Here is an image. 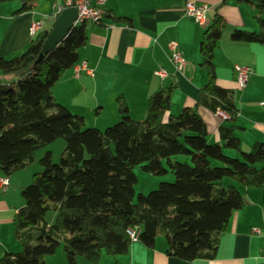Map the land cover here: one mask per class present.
I'll list each match as a JSON object with an SVG mask.
<instances>
[{
    "label": "trees",
    "instance_id": "16d2710c",
    "mask_svg": "<svg viewBox=\"0 0 264 264\" xmlns=\"http://www.w3.org/2000/svg\"><path fill=\"white\" fill-rule=\"evenodd\" d=\"M8 1L15 0H0ZM17 1L18 12L36 7V0ZM253 4L259 31L235 29L230 39L264 46V0ZM70 6L68 0L64 7ZM105 22L130 26L131 20L103 11L98 23ZM86 23L74 25L40 60L47 30L37 33L23 53L11 59L0 56V74L14 79L0 84L2 174L9 177L30 166L35 152L56 139L64 142V157L54 163L46 151L38 161L42 171L21 190L23 205L12 218L20 249L1 256L0 264H47L45 257L54 255L60 244L66 264L79 259L97 264L103 255L115 258L128 252L129 228L139 231L138 241L148 248L163 236L166 254L180 260L213 258L229 219L243 206V196L232 183L263 189L264 207V146L240 150L234 135L238 109L230 91L216 83L212 58L224 20L215 15L201 37L200 65L207 83L196 101L228 116L227 125L218 129L220 144L208 142L206 124L195 109L168 114L171 88L149 97L140 121L130 117L125 99L119 97V120L104 131L86 128L82 116L58 104L52 86L79 63V50L87 43ZM176 156L188 161L178 163ZM134 166L156 176L170 173L173 182H160L135 197ZM50 212L53 220L47 218Z\"/></svg>",
    "mask_w": 264,
    "mask_h": 264
},
{
    "label": "crops",
    "instance_id": "0c3cea01",
    "mask_svg": "<svg viewBox=\"0 0 264 264\" xmlns=\"http://www.w3.org/2000/svg\"><path fill=\"white\" fill-rule=\"evenodd\" d=\"M67 1L36 0V7L27 12H18L17 0L0 2V56L11 59L23 53L35 37L30 34V25L40 22V31H49L56 19L55 8L64 7ZM198 1L207 7L203 24H196L185 15L184 0H105L103 11L128 17L130 26L86 23L87 43L79 50V62H86L92 75L82 72L75 79L71 71L64 72L51 89L56 102L82 116L86 126L101 130L119 120V97L125 99L130 117L140 121L145 117L149 97L163 88H171L168 114L175 116L185 109H195L206 124L208 142L220 144L218 129L226 126L227 120L196 105L198 94L207 83L206 71L200 65L199 43L218 15L224 20L225 28L212 61L217 85L230 91L238 109L234 135L241 151L248 152L258 144L264 146V46L230 39L235 29L259 31L254 19V1L241 4L234 0ZM171 41L177 43L185 59L186 66L181 71H176L170 61ZM235 65L251 68L244 88L236 82ZM160 69L166 71V76L154 74ZM7 79L0 76V83L6 84ZM229 153L237 155L234 151ZM1 178L7 179L8 187L6 191L0 190V257L20 249L12 218L23 205L18 194L22 185L15 184L12 176L6 177L0 171ZM236 189L243 196V206L229 219L213 258L188 262L169 256L164 237H157L153 248L137 240L126 254L115 258L103 255L97 264H258L264 249L263 189L239 184ZM253 228L260 229V234H254ZM45 261L66 264L65 257L55 253L45 257ZM77 264L90 263L79 259Z\"/></svg>",
    "mask_w": 264,
    "mask_h": 264
},
{
    "label": "built area",
    "instance_id": "2783aa9c",
    "mask_svg": "<svg viewBox=\"0 0 264 264\" xmlns=\"http://www.w3.org/2000/svg\"><path fill=\"white\" fill-rule=\"evenodd\" d=\"M105 0H95V3L92 5L89 0H74V7L77 10V22L81 21H90L94 23H98L103 15V4ZM183 9L185 15L190 18L196 24H203L205 20V13L207 11V7L204 4L199 3L198 0H184ZM62 10L61 7L55 8L57 15ZM42 29V25L40 22H33L29 31L31 35H36L38 31ZM168 49L170 51V61L176 71H181L185 68L186 62L183 58L181 51L178 49V45L176 42L171 41L168 43ZM236 74V82L240 88H244L250 78L251 68L248 66H239L235 65L233 68ZM73 78L79 79L80 74L85 72L88 75H92V69H90L86 62L82 61L73 66L71 69ZM155 75L160 77L166 76V71L163 69L156 70L154 72ZM216 114L222 119H228V116L221 110H217ZM8 187V181L6 178L0 179V190L6 191ZM127 234L132 242L138 240L139 231L137 229H127ZM252 232L256 235H259L261 230L258 228H253ZM259 263L264 264V249L261 250L259 254Z\"/></svg>",
    "mask_w": 264,
    "mask_h": 264
},
{
    "label": "rangeland",
    "instance_id": "374dc122",
    "mask_svg": "<svg viewBox=\"0 0 264 264\" xmlns=\"http://www.w3.org/2000/svg\"><path fill=\"white\" fill-rule=\"evenodd\" d=\"M253 1L255 2V0ZM0 76H4V75L0 74ZM6 82L12 84L14 82V79L8 78ZM0 84H4V83H0ZM86 128H89V127L86 126ZM104 130L105 128L101 129L100 131H104ZM210 143H214V142H210ZM46 151H50L52 153L53 162L57 163L61 157H64V142L62 141V139H56L52 143L37 150L35 152V160L30 166L24 169H21L11 175L14 179L15 184L22 185V187L21 188L19 187V190H18V194L20 197H21L20 195L21 189L23 187L28 186L31 183L32 175L42 171V168L38 164V161L44 155ZM225 152L232 157L238 156V155H233L235 153H232V154L229 153V151H225ZM175 158L177 159L178 163H185L188 161V159L183 156H176L174 157V159ZM132 172L135 175L136 180H137L136 184L134 185L135 197L139 194H143V195L148 194L150 191H153L154 189H156L160 182H167V183L173 182V175H171L170 173H167L164 176H156L151 173L143 171L139 166H134L132 168ZM225 183L229 184L228 180H225ZM232 184H234L235 187L237 186V183H232ZM53 216L54 214L50 212L47 218H49V220H53ZM161 237L163 236L161 235L158 236V238H161ZM58 254L59 255L61 254L64 257L61 244L55 252L56 256Z\"/></svg>",
    "mask_w": 264,
    "mask_h": 264
},
{
    "label": "water",
    "instance_id": "95a60500",
    "mask_svg": "<svg viewBox=\"0 0 264 264\" xmlns=\"http://www.w3.org/2000/svg\"><path fill=\"white\" fill-rule=\"evenodd\" d=\"M70 1L71 6L63 8L54 20L37 60H40L44 54L61 43L66 37L68 31L75 25V22H77V10L74 7V0Z\"/></svg>",
    "mask_w": 264,
    "mask_h": 264
},
{
    "label": "bare ground",
    "instance_id": "6f19581e",
    "mask_svg": "<svg viewBox=\"0 0 264 264\" xmlns=\"http://www.w3.org/2000/svg\"><path fill=\"white\" fill-rule=\"evenodd\" d=\"M60 7H61V6H60ZM61 8L63 9V8H65V7H61ZM60 12H61V11H60ZM57 15H58V14H57ZM57 15H54V17L56 18ZM87 22H88V21H87ZM89 22H90V21H89ZM77 23H79V22H75V25H76ZM40 24H41V23H40ZM39 32H40V31H39ZM39 32H38V33H39Z\"/></svg>",
    "mask_w": 264,
    "mask_h": 264
}]
</instances>
